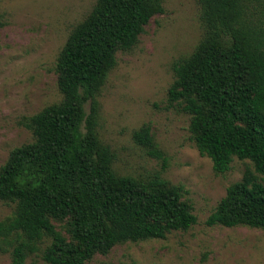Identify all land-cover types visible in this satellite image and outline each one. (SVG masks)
Segmentation results:
<instances>
[{"label": "trees", "instance_id": "obj_1", "mask_svg": "<svg viewBox=\"0 0 264 264\" xmlns=\"http://www.w3.org/2000/svg\"><path fill=\"white\" fill-rule=\"evenodd\" d=\"M199 3L204 35L174 63L169 101L190 116L195 147L216 174L235 158L253 166L227 188L206 225L264 229V0ZM164 12L162 0H97L71 32L55 65L62 101L22 120L33 141L13 149L0 168V202L14 205L0 221V252L11 264L32 257L86 264L117 245L162 240L197 224L184 186L159 174L119 175L98 136V96L117 52L130 51ZM134 140L166 161L149 126Z\"/></svg>", "mask_w": 264, "mask_h": 264}, {"label": "rangeland", "instance_id": "obj_2", "mask_svg": "<svg viewBox=\"0 0 264 264\" xmlns=\"http://www.w3.org/2000/svg\"><path fill=\"white\" fill-rule=\"evenodd\" d=\"M96 2L0 0V168L13 149L33 141L22 120L62 101L57 57ZM162 2L165 12L151 19L138 43L116 54L117 64L98 96V136L114 154L119 175L145 180L159 174L184 186L197 224L162 240L117 245L86 264H264V229L206 225L227 188L253 166L235 158L228 172L216 174L211 160L195 147L190 116L169 101L173 65L194 52L204 27L199 0ZM143 126L150 127L166 161L135 142L134 133ZM13 211L14 205L0 202V221ZM55 225L64 233V223ZM11 262L10 254L0 252V264ZM26 264L45 263L32 257Z\"/></svg>", "mask_w": 264, "mask_h": 264}]
</instances>
